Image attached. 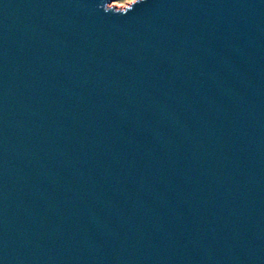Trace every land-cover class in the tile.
<instances>
[{"label":"water","instance_id":"1","mask_svg":"<svg viewBox=\"0 0 264 264\" xmlns=\"http://www.w3.org/2000/svg\"><path fill=\"white\" fill-rule=\"evenodd\" d=\"M0 0V264H264V0Z\"/></svg>","mask_w":264,"mask_h":264},{"label":"rangeland","instance_id":"2","mask_svg":"<svg viewBox=\"0 0 264 264\" xmlns=\"http://www.w3.org/2000/svg\"><path fill=\"white\" fill-rule=\"evenodd\" d=\"M137 0H116L114 2H111V5H115V10H122L124 7L129 6L132 4V2H135Z\"/></svg>","mask_w":264,"mask_h":264}]
</instances>
